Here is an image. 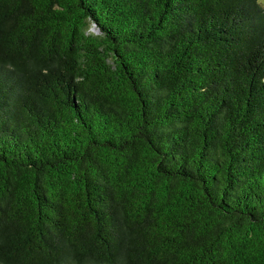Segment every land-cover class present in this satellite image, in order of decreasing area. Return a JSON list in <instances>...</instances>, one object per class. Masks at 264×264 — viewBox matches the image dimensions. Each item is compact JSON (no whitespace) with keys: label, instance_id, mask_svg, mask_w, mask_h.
I'll use <instances>...</instances> for the list:
<instances>
[{"label":"trees","instance_id":"16d2710c","mask_svg":"<svg viewBox=\"0 0 264 264\" xmlns=\"http://www.w3.org/2000/svg\"><path fill=\"white\" fill-rule=\"evenodd\" d=\"M0 264H264L259 0H0Z\"/></svg>","mask_w":264,"mask_h":264},{"label":"rangeland","instance_id":"374dc122","mask_svg":"<svg viewBox=\"0 0 264 264\" xmlns=\"http://www.w3.org/2000/svg\"><path fill=\"white\" fill-rule=\"evenodd\" d=\"M259 2L264 7V0H259ZM87 33L89 35H93V36H101V32H100L99 28L97 27V25L93 21H91L89 23Z\"/></svg>","mask_w":264,"mask_h":264}]
</instances>
